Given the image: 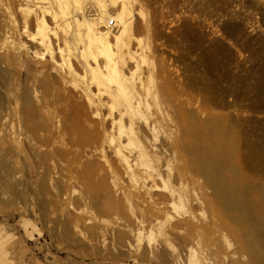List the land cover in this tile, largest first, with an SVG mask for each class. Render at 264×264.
<instances>
[{"label": "rangeland", "instance_id": "obj_1", "mask_svg": "<svg viewBox=\"0 0 264 264\" xmlns=\"http://www.w3.org/2000/svg\"><path fill=\"white\" fill-rule=\"evenodd\" d=\"M25 3L0 0V264H156L162 260L165 264L169 255L162 253L164 247H159V242L155 243L159 252L155 249L153 254L157 257L158 252L162 260L148 254L147 262L142 252L145 243L135 254L127 244L131 240L117 242L115 238L112 242L111 234L99 236L101 220L85 221L75 216V205L69 199H77L83 185L71 186L69 173L89 157L88 161L98 159L89 154V147H76L75 131L71 140H62L56 114L63 117L69 98L85 104L84 98L71 86L56 85L42 94L43 102L32 101L34 105L25 106L27 109L14 107L15 94L26 102L32 99L29 85L35 73L28 53L34 44L32 36L9 21L12 12L22 22L19 10ZM136 4L134 15L142 6L139 10L148 17H142L146 23L142 24L141 16H134V33L151 41V58L159 79L163 78L158 81L170 83L173 104L189 115L195 130L201 131L215 177L226 184L225 195L234 202L232 208L220 206L227 217L221 225L207 220L212 230L206 220H199L209 227L210 232H206L210 236L203 234L201 248H197L210 255L212 264H264V0H136ZM89 12L95 14L93 6ZM6 55L12 59L7 65L3 62ZM60 151H66L67 156L60 157ZM193 161L201 181L207 183L205 191L200 190L206 200L213 193V182L200 161ZM104 196H100L101 201H105ZM239 202H246L245 207L238 208ZM250 203L257 207L254 218ZM206 205L201 219L211 214ZM92 221H99V226L93 227ZM89 226L93 228L90 234ZM182 234L173 235L172 244L179 250L182 245L185 255L189 238ZM223 234L230 248L222 249Z\"/></svg>", "mask_w": 264, "mask_h": 264}, {"label": "bare ground", "instance_id": "obj_2", "mask_svg": "<svg viewBox=\"0 0 264 264\" xmlns=\"http://www.w3.org/2000/svg\"><path fill=\"white\" fill-rule=\"evenodd\" d=\"M25 1L19 10L23 15L22 22L12 12L9 21L23 34L32 36L34 44L27 52L35 63V73L29 85L32 99L26 102L15 94L14 107L23 106L25 109V106L34 105L32 101L43 102L42 94L56 85L62 88L71 86L76 95L80 94L85 100V104H77L71 97L63 117L56 114L57 124L62 127L59 130L63 132L62 140H71L75 131L77 141L73 142L76 147H89V154L98 159V162L88 161L89 157L79 169L69 173L67 179L71 186L83 185L80 196L73 201L69 199L75 205V216L85 221L101 220L99 236L106 238L111 234L114 236L112 242L115 238L117 242L129 239L131 243L127 244L131 252L138 253L145 243L144 258L154 253L155 243L159 242V247H164L162 253L169 255L165 264H212L210 255H206L203 248L202 251L197 248H201V236L210 232L208 226L199 220H206V223L211 220L210 224L217 220L220 223L216 222V225H221L227 220L223 208H232L234 202L225 195L226 184L215 177L214 164L208 157V147L201 131L195 130L189 115L173 104L174 92L170 83L158 81L156 62L151 58V41L134 33L136 0ZM92 6L93 15L89 12ZM139 7L143 8H136L142 23L146 14ZM111 19L116 22L114 27L109 25ZM143 31L146 33L147 30ZM11 61L10 57L4 56L6 65ZM58 154L62 158L67 156L66 151ZM194 159L207 169L205 174L213 182V193L206 200L200 190H204L207 183L201 181L197 167L192 166ZM55 167L60 169L59 165ZM77 191L81 192L78 188ZM101 195L106 196L105 201L100 200ZM206 203L211 214L201 219ZM245 204L239 202L236 206L244 208ZM251 205L254 207L250 213L254 218L257 207ZM95 221L91 225L99 226V221ZM89 229L88 234L93 228ZM181 233L187 235H184L187 240L189 238L185 255L181 253L182 245H179L180 250L173 245V235ZM184 236L180 237L186 239ZM222 237L225 242L222 245H227L222 249L230 248L228 237L224 234ZM158 252L157 257L153 254L157 260ZM151 259L149 263H152ZM162 261L157 262L162 264Z\"/></svg>", "mask_w": 264, "mask_h": 264}, {"label": "built area", "instance_id": "obj_3", "mask_svg": "<svg viewBox=\"0 0 264 264\" xmlns=\"http://www.w3.org/2000/svg\"><path fill=\"white\" fill-rule=\"evenodd\" d=\"M109 23H110V25H112L114 22H113V20L111 19Z\"/></svg>", "mask_w": 264, "mask_h": 264}]
</instances>
